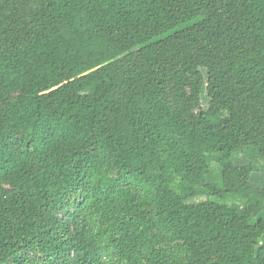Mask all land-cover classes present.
I'll list each match as a JSON object with an SVG mask.
<instances>
[{
    "label": "trees",
    "instance_id": "16d2710c",
    "mask_svg": "<svg viewBox=\"0 0 264 264\" xmlns=\"http://www.w3.org/2000/svg\"><path fill=\"white\" fill-rule=\"evenodd\" d=\"M258 159L264 0H0V264H264Z\"/></svg>",
    "mask_w": 264,
    "mask_h": 264
},
{
    "label": "rangeland",
    "instance_id": "374dc122",
    "mask_svg": "<svg viewBox=\"0 0 264 264\" xmlns=\"http://www.w3.org/2000/svg\"><path fill=\"white\" fill-rule=\"evenodd\" d=\"M222 68V66H219V67H216V68H213V69H210V70H207L204 72V75H217L218 74V71ZM205 99V100H204ZM203 107L206 108L207 107V101H206V98L204 97L203 98ZM237 159L239 160H242L244 162H250V158L248 157H241L240 155H237ZM254 167L257 169V171L253 174V178L259 182L261 181L262 179L264 180V163H263V160L261 159H258L256 162H254Z\"/></svg>",
    "mask_w": 264,
    "mask_h": 264
}]
</instances>
